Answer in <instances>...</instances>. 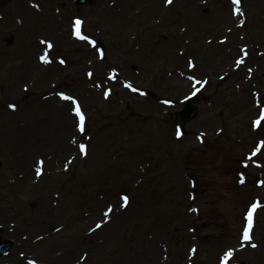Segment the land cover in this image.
Instances as JSON below:
<instances>
[{"label":"rangeland","instance_id":"1","mask_svg":"<svg viewBox=\"0 0 264 264\" xmlns=\"http://www.w3.org/2000/svg\"><path fill=\"white\" fill-rule=\"evenodd\" d=\"M262 112L264 0H0V264H264Z\"/></svg>","mask_w":264,"mask_h":264},{"label":"snow or ice","instance_id":"2","mask_svg":"<svg viewBox=\"0 0 264 264\" xmlns=\"http://www.w3.org/2000/svg\"><path fill=\"white\" fill-rule=\"evenodd\" d=\"M165 2H166L167 4L170 5V4L173 2V0H165ZM234 3H235V4H239V3H240V0H234ZM37 7H38V5H37ZM237 11H239V10L237 9ZM81 24H82V21H81L80 19H76V20H75V22H74V25H75L74 35H75L78 39H80V40H84V41H88L89 43H91L92 45L95 46V44H96V41H95V40H91L88 36L83 35V34L81 33V30H80V26H81ZM41 43H45V44L47 45V49H52V48H53V44H52L50 41H43V40H42ZM100 55H101V58H103V56H104L103 51L100 52ZM39 59H40L43 63H45V64L50 63L48 51L46 50V51L44 52V54L40 56ZM60 63H61V64H64L65 61H64L63 59H61V60H60ZM190 66H191V65H190ZM114 74H115V70H113V76H114ZM88 75H89V77H91V76H92V73L89 72ZM126 87L132 88V85H131V84H127ZM136 90H137V89H133V91H136ZM109 94H110L109 92H105V97H107ZM58 95H59L60 98L63 99V100H67V101H72V102H73V104L75 105V107H74L73 110H74L76 116L79 117V123H78L77 127L79 128V130H80L81 132H83V131L85 130V116H84L83 112L81 111V107H80L79 103H78L77 101H75V99H74V97H73L72 95L65 94V93H63V92L58 93ZM165 103H166V104H170L171 101H165ZM8 107L11 108V109H13V110H15V109L17 108V105H16L15 103H12V104H9ZM261 119H264V112L261 113ZM259 124H260V120H256V121H254V126H258ZM180 135H181V131H180V129L178 128V129H177V136H180ZM261 148H264V140H261V141L259 142V144H258L257 147L255 148V151L253 152V155H256L257 153H259L260 150H261ZM80 151H81L82 153H84L85 155H87V152H86V146H85V145H83V144L80 145ZM70 162H71V161H69L68 163H70ZM43 163H44V162H43L42 160L39 161V164H40V165H43ZM67 167H68V164H65V169H67ZM36 174H37V175H41V174H42V168L38 167V168L36 169ZM241 182H243V181H241ZM261 183L264 184V182H261ZM122 200H123V206H124V207H127L128 204H129V197H128L127 195H124V196L122 197ZM258 206H259V205H258L257 203L252 204V206H251V210H249L248 213H247V217H246V219H247L248 223H247V226L245 227L244 232H243V238H244V240H250V239H251V237H250V230H251V228H252L253 212L256 210V208H257ZM112 211H113V209H112L111 207H109V208L107 209V211H105V212L103 213V215H104L105 217H107V216H109V214H110ZM101 226H102V224H101V223H98V224L96 225V228H100ZM252 247H256V245L253 244ZM193 251H195V249H193ZM232 255H233V251H232L231 249H229L227 252H225L224 256L222 257V262H221V264H227V261L229 260V258H230Z\"/></svg>","mask_w":264,"mask_h":264},{"label":"water","instance_id":"3","mask_svg":"<svg viewBox=\"0 0 264 264\" xmlns=\"http://www.w3.org/2000/svg\"><path fill=\"white\" fill-rule=\"evenodd\" d=\"M194 101L195 100L186 103L187 107L184 112L185 113L184 120L192 119L196 115V110L192 106V102ZM11 248H12V244L8 241L0 243V257L6 255Z\"/></svg>","mask_w":264,"mask_h":264}]
</instances>
